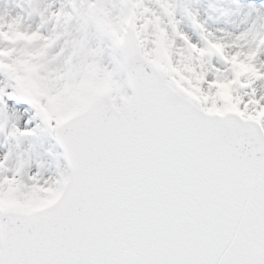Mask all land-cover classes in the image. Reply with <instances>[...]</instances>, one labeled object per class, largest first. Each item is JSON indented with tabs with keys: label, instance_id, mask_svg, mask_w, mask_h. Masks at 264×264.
Returning <instances> with one entry per match:
<instances>
[{
	"label": "snow or ice",
	"instance_id": "1",
	"mask_svg": "<svg viewBox=\"0 0 264 264\" xmlns=\"http://www.w3.org/2000/svg\"><path fill=\"white\" fill-rule=\"evenodd\" d=\"M0 264H264V0H0Z\"/></svg>",
	"mask_w": 264,
	"mask_h": 264
}]
</instances>
